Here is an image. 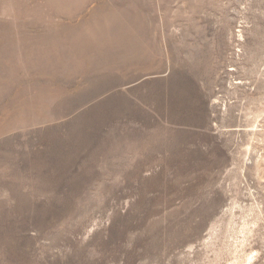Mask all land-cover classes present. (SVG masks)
<instances>
[{
    "label": "rangeland",
    "instance_id": "374dc122",
    "mask_svg": "<svg viewBox=\"0 0 264 264\" xmlns=\"http://www.w3.org/2000/svg\"><path fill=\"white\" fill-rule=\"evenodd\" d=\"M0 264H264V0H0Z\"/></svg>",
    "mask_w": 264,
    "mask_h": 264
}]
</instances>
